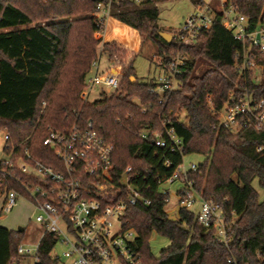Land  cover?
<instances>
[{
	"label": "trees",
	"instance_id": "trees-1",
	"mask_svg": "<svg viewBox=\"0 0 264 264\" xmlns=\"http://www.w3.org/2000/svg\"><path fill=\"white\" fill-rule=\"evenodd\" d=\"M98 1L105 0H0V130L10 138L3 151L13 146L17 156L26 148L35 160L57 168V159L42 144L48 128L62 130L91 121L112 146L115 172L131 167L148 176L151 204L129 206L125 214L128 226L137 233L134 249L142 264H225L229 257L239 263L264 264V198L260 200L252 186L257 180L264 189V132L220 129L208 105L209 97L220 107L236 85L251 87L249 73L241 75L236 66L242 45L222 27L218 15L211 29L193 43L179 45L173 36L166 42L158 35L159 0H113L111 17L135 29L142 41L152 42L156 57L166 55L164 63L176 53L186 57L180 76L183 86L155 96L149 92L153 82H139L130 64L113 93L88 102L80 92L99 43L91 17ZM228 1L251 25L260 18L264 21V0ZM119 51L115 42L103 43L102 53L108 59ZM256 60L263 66L260 87H264V52ZM180 110L186 122L178 120ZM163 123L181 140L182 154L138 137L144 128L162 131ZM188 154L203 156L196 170L188 173L194 189L205 199L227 198L226 210L234 212L227 245L217 243L193 213L182 210L180 219L172 221L164 212L163 196L156 192L151 174L170 176ZM167 160L171 166L165 165ZM5 174H0L1 183L16 188ZM154 232L169 240L159 257L149 249ZM23 238L24 228L0 226V264L11 263ZM55 241L52 234L42 235L34 264L58 263L50 254Z\"/></svg>",
	"mask_w": 264,
	"mask_h": 264
},
{
	"label": "built area",
	"instance_id": "built-area-1",
	"mask_svg": "<svg viewBox=\"0 0 264 264\" xmlns=\"http://www.w3.org/2000/svg\"><path fill=\"white\" fill-rule=\"evenodd\" d=\"M112 1H98L91 14L98 27L94 37L99 43L80 92L82 100H88L94 86L101 91L109 88L113 93L122 76L120 66L99 71L103 54L102 33L106 21L111 17ZM133 1L138 3L141 0ZM217 4L215 8L209 2L197 0L194 3L195 12L177 29L175 41L179 45L193 43L199 34L211 29L218 15L222 27L242 45V51L236 54V66L241 75L255 67L261 69L262 73L263 66L257 64L255 56L264 52V21L260 18L251 25L228 0H217ZM164 57L167 56L156 57L161 74L149 89L155 96L183 86L180 76L185 71L186 57L176 53L169 56L167 63H164ZM107 62L109 64L110 59ZM262 78L258 81L250 78V88L236 85L218 108L208 97L209 110L218 128L232 133L245 129L264 132ZM137 135L142 140L153 141L157 147L182 154L181 140L172 128L166 127V123L162 124V131L144 128ZM3 138L5 142L10 140L5 132ZM42 144L57 159V168L35 160L26 148L15 156L13 146L7 148L6 157L0 160V174L5 176L7 173L8 180L17 186L9 189L0 181V212H10L18 199H25L33 207L35 222L43 228L37 243L32 246L20 243L17 246V256L33 255L37 262L39 241L44 233H49L55 236V245L66 246L62 252L65 264H142L139 253L134 249L137 233L128 226L129 220L125 214L129 206L151 204L148 176L133 172L131 167L115 172L111 162L112 146L98 134L91 121L74 123L62 130L48 128ZM165 165L171 166L172 162L167 160ZM196 168L195 164L185 167L181 162L166 178L158 171L151 174L157 185L156 192L163 196L164 212L169 220L177 221L180 211L192 213L194 203L198 202L199 211L193 214L195 221L211 231L217 243L227 245L231 241L234 212L226 210L227 198L220 202L205 199L194 189L188 173ZM175 182L180 184L170 191L166 185ZM17 263L18 259L11 260V264ZM225 264L247 263H239L229 257Z\"/></svg>",
	"mask_w": 264,
	"mask_h": 264
},
{
	"label": "rangeland",
	"instance_id": "rangeland-1",
	"mask_svg": "<svg viewBox=\"0 0 264 264\" xmlns=\"http://www.w3.org/2000/svg\"><path fill=\"white\" fill-rule=\"evenodd\" d=\"M202 1L209 2L213 7L218 5L217 0ZM156 5L159 10L157 25L160 31L171 34L174 39L177 29L181 27L184 20L190 14L195 12L194 0H159ZM102 35L103 40H113L124 48L119 46V54L112 57L109 64L107 62V56L104 53L101 54L99 66L100 72L105 71L108 67L116 69L117 66H120L123 75L125 69H127V67L131 64L134 74L139 82H153L154 79L161 74V70L157 66L156 56L154 55L156 52L155 45L149 40L142 41L141 37L134 29L120 23L115 18L110 17L105 23ZM256 59L257 55L255 56V60ZM114 71L115 70H112V72ZM249 76L252 79H256V81L263 77L261 69H258V67H255L252 70L250 69ZM133 79L135 80L134 77ZM102 90L103 91H101L98 86H94L87 101L93 102L95 100L102 99L103 95L107 96L112 91L109 88ZM177 117L179 121L186 122V116L183 110L178 112ZM3 135L4 132L0 130V160L6 157V153L3 151L5 146ZM202 161L203 156L198 154H188L183 156L182 159V163L185 167L191 163L197 165ZM179 184L180 183L175 182L171 185H166V187L170 191H174ZM252 186L258 194V198L262 200L264 198V189L258 186L257 180L253 181ZM191 211L193 214L198 213V202L194 203ZM0 226L10 228L12 230L17 229L18 227L24 228V238L22 243L31 246L37 243L43 232V228L34 220V210L32 205L25 199H18L16 205L10 212H0ZM148 243L151 254L154 257H159L161 250L169 245V240L166 237L154 232L150 235ZM65 249L66 246L62 244H56L53 247L50 254L51 256H58L57 264H65V260L62 257V252ZM14 259H18L19 264L35 263L33 255L16 256L12 260Z\"/></svg>",
	"mask_w": 264,
	"mask_h": 264
},
{
	"label": "water",
	"instance_id": "water-1",
	"mask_svg": "<svg viewBox=\"0 0 264 264\" xmlns=\"http://www.w3.org/2000/svg\"><path fill=\"white\" fill-rule=\"evenodd\" d=\"M159 37L162 38L164 41L169 42L172 39V35L166 32H159L158 33ZM130 79L133 81V77H130ZM18 231L22 230V227L17 228Z\"/></svg>",
	"mask_w": 264,
	"mask_h": 264
},
{
	"label": "crops",
	"instance_id": "crops-1",
	"mask_svg": "<svg viewBox=\"0 0 264 264\" xmlns=\"http://www.w3.org/2000/svg\"><path fill=\"white\" fill-rule=\"evenodd\" d=\"M216 8V7H215ZM109 19V18H108ZM118 21V20H117ZM120 22V21H119ZM120 23H122V22H120ZM122 24H124V23H122ZM124 25H126V24H124ZM127 26V25H126ZM129 27V26H128ZM131 28V27H130ZM133 29V28H132ZM135 30V29H134ZM136 31V30H135ZM137 32V31H136ZM138 33V32H137ZM139 35V34H138ZM102 41H103V43H105V42H115V41H113V40H103V36H102ZM118 46H121L120 44H118L117 42H115ZM122 47V46H121ZM122 48H124V47H122ZM126 49V48H125ZM7 229H10V228H7ZM10 230H12V229H10Z\"/></svg>",
	"mask_w": 264,
	"mask_h": 264
}]
</instances>
